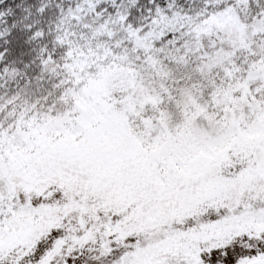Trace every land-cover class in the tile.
<instances>
[{
    "label": "snow or ice",
    "instance_id": "1",
    "mask_svg": "<svg viewBox=\"0 0 264 264\" xmlns=\"http://www.w3.org/2000/svg\"><path fill=\"white\" fill-rule=\"evenodd\" d=\"M0 264H264V0H0Z\"/></svg>",
    "mask_w": 264,
    "mask_h": 264
}]
</instances>
